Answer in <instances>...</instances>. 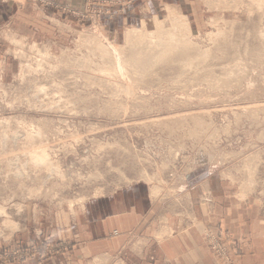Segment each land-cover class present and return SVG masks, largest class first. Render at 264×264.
Wrapping results in <instances>:
<instances>
[{"label":"rangeland","instance_id":"374dc122","mask_svg":"<svg viewBox=\"0 0 264 264\" xmlns=\"http://www.w3.org/2000/svg\"><path fill=\"white\" fill-rule=\"evenodd\" d=\"M96 1L83 13L65 10L62 14L68 16L51 17L49 23L57 30L53 41H28L11 29L1 33L0 206L7 216H0V264L33 259L49 264L51 258L72 252L76 239L71 233L82 208L136 183L148 185L152 198L173 212L181 202L190 205L186 188L191 182L199 185L202 205L218 197L249 198L264 218V61L251 57L255 49L261 53L254 54L264 50L259 34L264 4L255 3L256 8V0ZM134 4L144 8L138 12L145 20L142 25L130 18L117 25L116 19ZM169 7L188 18L194 55L210 52L211 57L195 56L196 64L187 68L180 62L159 64L139 82L132 74L122 79L103 68L98 73L100 59L94 68L72 66L77 58L84 61L87 55L88 60L92 36L124 48L128 33L144 23L149 32H156V20H166L170 28ZM36 46L49 54L40 69ZM237 58L247 73L226 70H232ZM221 80L231 85L225 87ZM38 146L47 150L45 165L28 163ZM251 177L255 179L249 189ZM245 190L251 193L244 195ZM7 222L17 225L16 232ZM203 235L218 264H237L243 249L228 230L208 227ZM134 248L141 252L140 244ZM108 258L102 262L94 255L85 263L113 264Z\"/></svg>","mask_w":264,"mask_h":264},{"label":"crops","instance_id":"0c3cea01","mask_svg":"<svg viewBox=\"0 0 264 264\" xmlns=\"http://www.w3.org/2000/svg\"><path fill=\"white\" fill-rule=\"evenodd\" d=\"M93 1L96 0H24L21 3L0 0V48L5 43L1 33L8 29L28 41H53L57 30L49 23L51 17L68 16L62 14L65 10L83 13ZM140 10L144 12L141 4L130 5L128 13L116 19L117 25L128 23L129 18L130 22L136 20L133 23L142 25L145 20L139 16ZM198 188L199 185L190 182L186 188L191 195L190 205L181 202L176 212L168 204L155 201L151 188L142 183L122 188L111 197L91 201L79 213V222L74 221L73 251L53 257L48 263L87 264V259L95 255L102 260L108 256L114 263L119 259V264H218L203 230L223 227L242 246L243 254L237 258V264H264V218L259 215L255 202L249 198L211 199L210 196L207 205H202L198 201ZM114 232L118 235L112 237ZM139 244L142 249L137 253L134 247ZM22 264L39 262L33 259Z\"/></svg>","mask_w":264,"mask_h":264},{"label":"bare ground","instance_id":"6f19581e","mask_svg":"<svg viewBox=\"0 0 264 264\" xmlns=\"http://www.w3.org/2000/svg\"><path fill=\"white\" fill-rule=\"evenodd\" d=\"M241 1V0H240ZM259 1V2H258ZM233 4H234V1L232 0ZM237 2V1H236ZM235 2V3H236ZM226 3V2H224ZM241 3V2H240ZM257 3L259 4V7L261 6V4H264V0H256L255 2H253V5ZM237 5V4H236ZM258 6V5H257ZM256 6V4L254 5V7L258 8ZM235 7V6H234ZM250 7V6H249ZM251 8H253L251 6ZM177 10V9H176ZM175 9L173 10L172 8L169 7V14H170V20H171V27L170 28H167L166 27V24L167 22H165L166 20H164V22H160V21H157L155 22L154 20V24L156 25L155 27L156 28V32H149L145 29L146 28V23L143 24V27L142 28H135L132 32L130 30V33H128L127 37H126V46L124 48H119V47H116L114 45H111V44H106L105 42L102 41V39L100 40L99 38H96L94 36L90 37L88 39V50H89V53L90 55H88V60H87V55L84 56L86 59L83 61V60H79L77 58V60L75 59L74 64H72V66L76 65V67L78 68H87L90 66L93 67V63L96 62V64H98L97 62L99 61V59L101 60L102 64V67L101 66H98L96 65V68L99 67V69H96L97 72L99 73V71H105L107 72L109 75H118L116 76L117 77H125V76H128L130 74H132L131 76H133L134 80H136L137 82L141 81L142 79H144L145 77H148L147 73L148 72H151L153 73L154 71L156 72V70L154 68H158L159 67V64H162L163 63H183L184 65V68H187L188 66H193L194 64H196V59H195V56H199V57H204L205 59L211 57L210 55V52H205V53H202V55H197L200 51L199 50H196L197 54L194 55V51L191 47H194L195 48V45L191 42L190 38H191V35H192V29L190 27V23L188 21V18L182 14L181 12L179 11H176ZM248 10V9H247ZM255 10V9H254ZM262 10V8H261ZM255 13V12H254ZM263 13V12H262ZM168 21V20H167ZM169 23V22H168ZM142 29V30H141ZM158 29V30H157ZM220 33V32H219ZM260 34V38L262 39L263 43H264V29L261 30V32L259 33ZM87 36L85 35V38ZM101 38V37H100ZM84 39V37L82 38ZM14 40V39H13ZM104 40V39H103ZM16 41V40H15ZM84 41V40H83ZM22 42V41H21ZM262 43V44H263ZM263 46V45H262ZM261 46V47H262ZM260 47V48H261ZM38 50V53H39V56L41 57V60H39V64L36 66L38 69L40 68H43L41 62H44L45 64H47V61L44 60L45 57L48 58L49 57V54L47 51H44V50H41L39 49L37 46L36 48ZM192 49V50H191ZM199 49V48H198ZM218 49V48H217ZM221 49V48H220ZM259 49V48H258ZM257 49V50H258ZM262 49V48H261ZM208 50V49H207ZM263 49H262V54H254L255 52H259V51H256L255 49V52L251 55V57L253 58V60H257L259 62V59L264 61V54H263ZM186 53H188L187 55V58H184V59H178L182 56H185ZM261 53V52H259ZM68 54H65V56H67ZM263 55V56H262ZM69 57V56H68ZM241 56H239V59H240ZM63 58V57H62ZM108 58V59H106ZM67 59V57H66ZM64 59V60H66ZM83 59V57H82ZM102 59H106L104 62ZM178 59V60H177ZM202 59V58H201ZM239 59L237 58V63L236 65L232 67V70L231 68L230 69H226V70H230L229 71V74H238V72H244L245 69L243 67V63H241V65H239ZM62 61L60 60V62H66V61ZM69 60V59H68ZM98 60V61H96ZM209 60V59H208ZM253 60H250V61H253ZM83 61V62H82ZM203 61V60H202ZM38 62V61H37ZM59 62V63H60ZM70 62V61H69ZM99 62V63H101ZM209 62V61H208ZM254 62V61H253ZM239 63V64H238ZM255 63V62H254ZM41 64V66H40ZM68 64V63H67ZM66 64V65H67ZM92 64V66L90 65ZM204 64V63H203ZM235 64V63H234ZM257 64V63H256ZM261 64V63H260ZM65 65V64H64ZM89 65V66H88ZM168 65V64H167ZM246 65V63H245ZM158 66V67H157ZM164 66V65H163ZM186 66V67H185ZM255 66V65H254ZM162 67V66H161ZM230 67V66H229ZM248 67V66H247ZM70 68V67H69ZM94 68V67H93ZM92 68V69H93ZM163 69H165L164 67H162ZM182 68V66H181ZM250 68V67H249ZM31 69V68H30ZM74 69V68H73ZM94 69V70H95ZM162 69V70H163ZM236 69V70H235ZM255 69V68H254ZM56 70V69H54ZM90 70V69H89ZM99 70V71H98ZM160 70V68H159ZM161 70V71H162ZM188 70V69H187ZM70 73H71V70H69ZM158 71V69H157ZM181 71V70H180ZM185 71V69H184ZM68 72V71H67ZM66 72V73H67ZM183 72V71H182ZM246 72V71H245ZM101 73V72H100ZM187 73V71H186ZM228 73V72H227ZM247 73V72H246ZM103 74V73H102ZM127 74V75H126ZM150 74V73H149ZM160 74V73H159ZM181 74V73H180ZM184 74V73H182ZM182 78V75H180ZM113 77V76H112ZM129 77V76H128ZM150 77V76H149ZM151 77H156L154 75H152ZM150 77V79H151ZM159 77V76H157ZM75 78V77H74ZM94 78H97V77H94ZM111 78V77H110ZM120 78V79H121ZM179 78V77H178ZM77 79V78H76ZM92 79V77H91ZM90 79V81H91ZM123 79V78H122ZM148 79V78H147ZM232 79V78H231ZM87 80H88V84H87ZM86 80V84L87 85H90L89 84V79ZM95 80V79H94ZM97 80H100L99 78ZM119 80V79H117ZM126 80V79H125ZM197 80V79H196ZM227 80V79H226ZM101 81V80H100ZM112 80H110L111 82ZM124 81V80H122ZM150 81V80H149ZM147 81V82H149ZM153 81V80H152ZM151 81V82H152ZM252 81V80H251ZM250 82L249 85H252L253 82ZM81 82V81H80ZM95 82V81H94ZM114 82V80L112 81ZM128 82V81H127ZM144 82V80H143ZM150 82V83H151ZM179 81H177L178 83ZM215 82V81H214ZM224 82V83H222ZM248 82V83H249ZM92 83V82H91ZM119 84L121 82H118ZM124 83V82H123ZM129 83V82H128ZM127 83V84H128ZM239 84H241V82H238ZM78 84V83H77ZM93 84V83H92ZM101 84V82H100ZM132 84V82H131ZM140 84V83H139ZM148 84V83H147ZM152 84V83H151ZM151 84H149L151 86ZM221 84L225 87L227 86H230L231 84L227 83L226 81H223L221 80ZM96 85V84H95ZM99 85V84H98ZM109 85V84H108ZM112 85V83H111ZM193 85V84H192ZM133 86V85H131ZM135 86V85H134ZM133 86V87H134ZM124 87V86H123ZM139 87V86H138ZM142 87V86H141ZM145 87V86H144ZM135 89V88H134ZM128 95H131L133 94L132 92H129V91H126ZM262 93V92H261ZM134 101V100H133ZM132 101V102H133ZM135 102V101H134ZM263 109V108H262ZM264 110V109H263ZM256 111V110H255ZM259 111V110H258ZM257 112V111H256ZM258 114V113H257ZM257 116V115H256ZM200 117V116H199ZM260 119V118H259ZM37 139V137H34ZM38 140V139H37ZM34 144V143H33ZM49 147V146H48ZM26 150V149H25ZM28 151V150H27ZM182 151V150H181ZM31 152H36L38 154L36 155H31L29 156V164H33V165H45L46 162L48 161L47 158H48V155H47V150L45 149H41L39 146L31 151ZM257 155V154H256ZM256 157V156H255ZM259 157V156H257ZM259 160V159H258ZM248 161V160H247ZM253 161V160H252ZM255 164V163H254ZM247 165V164H246ZM245 165V166H246ZM54 165H52L50 167V169L52 168H55V166L53 167ZM253 166V165H252ZM254 167V166H253ZM259 168V167H258ZM249 169V168H248ZM252 169L250 168V171ZM251 176V175H250ZM249 177V176H248ZM149 178V177H148ZM147 178V179H148ZM150 179V178H149ZM254 179L253 177H251L248 182L246 183V186L248 184V187L249 189H252V186L254 185ZM257 185V184H256ZM248 187L246 188L248 190ZM251 193V190L249 191H244V195L245 194H248V193ZM73 205V204H72ZM83 207V206H81ZM71 209V208H70ZM72 210V209H71ZM0 216H7V212H6V209L4 207H1L0 206ZM8 221V220H7ZM5 222V221H4ZM11 222V221H10ZM10 222H7V224H9ZM4 224V223H3ZM6 224V225H7ZM11 225V223H10ZM16 226V227H14ZM8 228H10L8 226ZM13 228V229H12ZM14 228H17V225H15L13 223V227L11 225V229L12 231L14 230ZM18 230V229H17ZM11 231V232H12ZM14 232H16L14 230ZM13 234V233H12ZM106 256V255H105ZM108 257V256H107ZM98 258V257H97ZM101 257H99L100 259ZM104 258V257H103ZM109 259V258H108ZM101 260V259H100ZM102 262L104 260H101ZM108 262V261H106ZM105 264V263H104Z\"/></svg>","mask_w":264,"mask_h":264},{"label":"built area","instance_id":"2783aa9c","mask_svg":"<svg viewBox=\"0 0 264 264\" xmlns=\"http://www.w3.org/2000/svg\"><path fill=\"white\" fill-rule=\"evenodd\" d=\"M98 2H99V1H94L92 4H93V5H96V3H98ZM92 4H91V5H92ZM91 5H90V6H91ZM90 6H89V7H90ZM221 252H222V251H221ZM222 253H223L224 256L226 255V253H224V252H222Z\"/></svg>","mask_w":264,"mask_h":264}]
</instances>
